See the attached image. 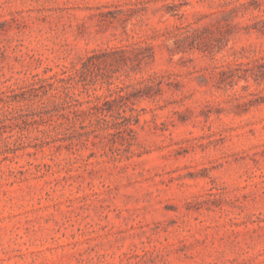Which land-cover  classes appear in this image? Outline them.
<instances>
[{
	"label": "rangeland",
	"instance_id": "obj_1",
	"mask_svg": "<svg viewBox=\"0 0 264 264\" xmlns=\"http://www.w3.org/2000/svg\"><path fill=\"white\" fill-rule=\"evenodd\" d=\"M0 264H264V0H0Z\"/></svg>",
	"mask_w": 264,
	"mask_h": 264
}]
</instances>
